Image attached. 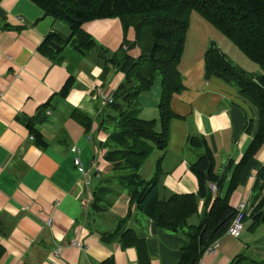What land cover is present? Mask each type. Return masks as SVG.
Returning a JSON list of instances; mask_svg holds the SVG:
<instances>
[{
	"label": "crops",
	"instance_id": "1",
	"mask_svg": "<svg viewBox=\"0 0 264 264\" xmlns=\"http://www.w3.org/2000/svg\"><path fill=\"white\" fill-rule=\"evenodd\" d=\"M82 28L111 51L120 47L124 36L118 17L89 20ZM51 31L69 33L65 22L46 15L31 0H0V224L6 231L4 237L0 236L4 247L0 264H177L182 233L167 231L139 212L119 184L101 185L113 172L100 146L111 131L98 126L99 115L106 107H100V92L113 95L124 74L112 68L103 70L93 53L82 54L70 45L59 61L45 56L38 46ZM134 37L131 26L126 38L132 41ZM204 37L193 45L189 57L184 56L188 45L185 39L178 65L184 87L170 101L171 109L179 117L170 121L167 147L153 149L139 169L142 177L151 179L160 160L161 198L197 191V178L189 169L196 153L187 147L190 135H203L212 149L217 173L225 176L223 183L212 191L213 198L223 196L233 168L257 128L258 109L254 104L235 86L215 76L205 77L204 51L210 42H215L230 61L247 73L259 74L261 68L226 36ZM127 52L137 57L140 49L135 46ZM71 77L69 93L60 97L57 93ZM150 89L139 96V116L158 120L155 109L160 97L159 84L153 90L154 104L148 101ZM48 100L52 103L46 111L48 119L37 124L47 144L39 147L30 138L22 118L33 117L38 106ZM73 111L87 115L91 126L86 128L72 115ZM247 122L251 124L248 130ZM72 146L79 147L78 156L87 176L74 165ZM263 164L264 143L230 196L234 210L240 201L252 204L255 176ZM95 190L105 204L97 211L91 207ZM211 202L200 200L188 224H197ZM121 219L124 222L119 233L110 240L101 239L100 233L114 231ZM250 224L251 220L245 219L237 237L221 236L214 251L204 253L198 264H232L239 255L245 258L237 264L264 261L262 246L254 247L255 256L249 254L250 246L264 239V223L253 230ZM246 227L248 232L244 234ZM127 228L134 231L136 239L123 247L120 236ZM73 240L83 246L71 244ZM57 247L60 250L56 253Z\"/></svg>",
	"mask_w": 264,
	"mask_h": 264
},
{
	"label": "trees",
	"instance_id": "2",
	"mask_svg": "<svg viewBox=\"0 0 264 264\" xmlns=\"http://www.w3.org/2000/svg\"><path fill=\"white\" fill-rule=\"evenodd\" d=\"M31 1L46 15L65 22L69 29L68 35L57 31L46 34L38 46L41 53L59 61L65 47L70 45L82 54L93 53L103 70L112 68L124 74L113 93V102L104 108L98 118L101 129L111 130L100 146L105 150L104 159L111 163L113 172L102 180L101 185L106 182L119 184L127 191L130 203L139 212L167 231L182 233L181 256L177 264H198L205 249L223 236L233 219L235 210L229 203L230 196L238 187L245 168L264 143V0ZM192 10L199 11L261 68L259 74L247 73L230 61L215 42H210L204 51L205 77L215 76L235 86L241 95L254 104L258 109L257 128L234 166L223 196L213 198L210 187L212 183L219 187L225 179L224 174L217 173L212 149L203 135H190L186 140L187 147L196 153L189 162V169L197 178V191L172 193L161 198L158 195L160 160L151 179L142 177L139 169L153 149L164 150L167 147L170 121L179 117L171 109L170 101L172 95L181 92L184 87L178 65ZM113 17L121 20L124 33L122 43L115 51L104 47L82 28L86 21ZM131 26L135 32L132 41L126 38L127 29ZM135 46L139 47L140 54L132 57L127 50ZM156 75L161 77L157 104L159 118L143 119L139 116V96L152 87ZM72 81V77L66 81L57 93L60 97L69 93ZM51 105L48 100L38 106L33 117L22 118L39 147L46 146L47 140L37 124L47 121L46 111ZM72 115L86 128L91 126V119L87 115L78 111H73ZM250 125L247 122L245 129L248 130ZM263 185L264 164L258 169L253 185L256 193L248 215L251 230L264 223V194L260 195ZM200 200L204 203L212 200L210 208L197 224H188V219L197 212ZM104 206L99 192L93 191V210H101ZM119 222L114 231L100 233L101 239L110 240L118 234L124 220ZM5 235L6 231L0 224V236ZM135 239L134 231L130 228L124 229L120 236L123 247L134 243ZM3 252L4 247L0 243V258ZM243 258L245 256L239 255L232 264H237ZM257 264H264V261Z\"/></svg>",
	"mask_w": 264,
	"mask_h": 264
},
{
	"label": "rangeland",
	"instance_id": "3",
	"mask_svg": "<svg viewBox=\"0 0 264 264\" xmlns=\"http://www.w3.org/2000/svg\"><path fill=\"white\" fill-rule=\"evenodd\" d=\"M204 35H205V37L206 36H212L215 39L218 36H222L224 38V35L214 25H212L207 19H205L201 15V13L199 11L192 10L191 13H190V18H189V28H188L187 35H186V42L188 40V43H187L188 45H187V50L185 51V55H184L185 57H189V55L193 54V50H194L193 45L195 43H197L199 40H201V38L204 37ZM69 48H71V47H69ZM160 79H161V77L159 75L155 76L154 83H153L149 93H147L148 94L147 97L149 98L148 99L149 102H152V103L154 102L153 90H154L156 84H159V90H160ZM157 103H156V105H157ZM155 110H157V113H158V108L157 107H156ZM148 119H154V118H148ZM77 148H79V147H77ZM96 151H97V154H99L98 150H96ZM247 230H248V228L246 227V229L244 231V234H246L248 232ZM249 234L251 236L253 235L252 232H249ZM255 246L264 247V239H263V241L261 243L250 246V248H249L250 249V251H249L250 255H254L255 256V254H257V250H256V248H254ZM261 253H262V251L259 252V254H261Z\"/></svg>",
	"mask_w": 264,
	"mask_h": 264
},
{
	"label": "built area",
	"instance_id": "4",
	"mask_svg": "<svg viewBox=\"0 0 264 264\" xmlns=\"http://www.w3.org/2000/svg\"><path fill=\"white\" fill-rule=\"evenodd\" d=\"M113 102V97L112 95H109L107 94L106 92H103L101 91L100 92V106L103 107L107 104H110ZM30 138L32 139L33 136L31 135ZM88 138H90L88 136ZM71 151H73L75 153V156H74V159H73V163L74 165L80 170L81 174L87 176L86 174V171L84 169V167H82V163L80 161V158H79V152H80V149L77 148L76 146H72L71 147ZM85 183L87 185H89V179L86 178L85 179ZM211 189L213 191L216 190V186L215 184H211ZM88 202V200H87ZM235 215L233 217V219L231 220L227 230H226V233L227 235L229 236H233V237H236L240 234L241 230L243 229V225H244V219L246 216H248L249 214V209L247 207V203L245 200L243 201H240L237 205H236V208H235ZM50 222V221H49ZM71 244L81 248L83 245L80 241H77V240H73L71 242ZM219 244V239L215 240L212 244H210L206 250L204 251V253H210V252H213L214 249L218 246ZM59 247H57L55 249V252H59Z\"/></svg>",
	"mask_w": 264,
	"mask_h": 264
},
{
	"label": "bare ground",
	"instance_id": "5",
	"mask_svg": "<svg viewBox=\"0 0 264 264\" xmlns=\"http://www.w3.org/2000/svg\"><path fill=\"white\" fill-rule=\"evenodd\" d=\"M115 99V98H114Z\"/></svg>",
	"mask_w": 264,
	"mask_h": 264
}]
</instances>
